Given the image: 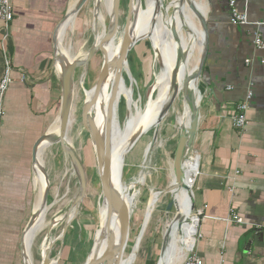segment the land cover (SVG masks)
<instances>
[{
	"label": "crops",
	"instance_id": "0c3cea01",
	"mask_svg": "<svg viewBox=\"0 0 264 264\" xmlns=\"http://www.w3.org/2000/svg\"><path fill=\"white\" fill-rule=\"evenodd\" d=\"M72 1L10 0L14 19L4 47L13 73L0 131V264H25L23 236L36 211L35 170L42 166L47 172L46 154L53 145L41 146L36 158L33 148L58 121L61 87L54 36ZM199 1L207 31L196 82L197 132L189 152L198 157L194 187L197 210H203L195 250L205 264H264V50L255 48L253 37L259 32L264 43V0H237L238 11L246 12L251 23L246 27L231 24L227 0ZM2 28L0 22V77ZM65 34L57 40L60 51ZM248 93V123L239 131L231 116ZM184 104L183 98L180 116ZM179 136L180 128L176 145ZM48 178L51 184L49 174ZM233 214L243 223H227ZM165 256L162 252L157 264Z\"/></svg>",
	"mask_w": 264,
	"mask_h": 264
},
{
	"label": "rangeland",
	"instance_id": "374dc122",
	"mask_svg": "<svg viewBox=\"0 0 264 264\" xmlns=\"http://www.w3.org/2000/svg\"><path fill=\"white\" fill-rule=\"evenodd\" d=\"M95 1L88 0L78 13L74 27L68 29L65 34L63 48L73 57L83 58L95 42V30L98 32L101 30L99 25L94 28ZM112 6L113 0H109L110 12L108 16L105 6L100 5L99 7V13L105 17L106 28L112 17ZM157 9L161 14L163 24L170 29L174 11L169 0H157ZM193 23L197 25L198 21L195 20ZM145 24L144 0H139L138 5L137 0H119L118 29L113 36L111 52L107 58L109 67H111L100 94L89 110V117L94 122L101 139V130L104 129L112 152L120 149L130 129L148 120L157 96L163 57L160 51L153 46L149 37L140 39L129 53L130 64L121 63L127 32L131 28V34L135 38ZM190 34L189 31H182V36L187 41ZM151 36L154 45L159 46L157 37L154 34ZM190 47L189 57H192L195 54V48L193 45ZM104 48L105 45H103V50ZM102 64L103 57L100 52H97L87 67L76 71L71 124L67 132V142L79 158L85 174V194L63 240L59 241L58 238L62 234L65 219L60 220L50 230L49 224L57 218H64L71 211L70 208L79 195L80 186L78 175L68 156L63 153L59 144L53 145L46 154L45 162V168L51 179L46 226L38 233L32 247L34 264H41V247L44 243L49 245L51 241H55L51 253V257L54 259L51 260L52 263L58 261L57 264H85L89 257L100 254L106 201L101 195V182L97 174L94 148L90 136L83 129L81 115L87 98L89 96L91 98L87 103L94 98V85ZM152 90L154 93L149 98ZM182 101L183 96L179 94L162 122L154 125L149 132L147 131L148 134L141 139L136 147L132 148L126 157L119 196L125 200L132 214L128 243L118 264H125L129 257L142 230L144 214L149 206H152L156 211L151 216L152 219L144 239H140L137 251L141 249L139 255L134 257L132 264L158 263L162 255L165 230L178 215L174 207L167 212L171 198L165 191L169 183V171L173 164L179 132L177 118L180 116L179 110ZM154 134L157 135L156 140H154ZM105 153L110 178L111 155L107 151ZM192 191L195 207L193 208L197 210L199 203L195 197L194 185ZM192 191L190 192L191 201ZM149 197L156 199L151 201ZM117 236L119 237V228ZM180 238H182V233L178 234L177 241ZM176 245L180 244L176 243Z\"/></svg>",
	"mask_w": 264,
	"mask_h": 264
},
{
	"label": "bare ground",
	"instance_id": "6f19581e",
	"mask_svg": "<svg viewBox=\"0 0 264 264\" xmlns=\"http://www.w3.org/2000/svg\"><path fill=\"white\" fill-rule=\"evenodd\" d=\"M76 2L77 0H73L71 2L72 4L70 10L74 8ZM100 3L102 6H105L106 14L108 16L110 12L109 0H100ZM169 3L174 11L173 22H169L171 24L170 29L166 28L162 22L161 14L160 12H158L157 9V0H144L146 24L135 36V39L138 40L144 37H149L153 46L160 51L163 57L162 66L159 72V85L157 96L154 101L153 109L148 120L142 123L141 125L130 129L122 146L119 150L115 152H112L110 149V143L108 137L104 133V129L101 130V140L103 142L105 151L109 152L111 155L112 167L110 172V183L118 195L120 194V191L122 189V173L127 155L130 153V151L138 142V140L143 135H145V133L149 131L154 125L157 124L159 114L167 105V102L172 96L173 92L178 91L179 95L180 92L183 90L185 80L195 78L198 72L199 60L204 49L205 35L200 26H197L198 24L195 25L193 23L197 19L195 18V14L191 8V4H193L202 12H204V6L201 5V2L199 0H169ZM75 19L76 16H69L65 24L61 27L60 36L64 35L68 29H72L74 27ZM97 25L101 27V30L99 32L96 30L95 34V42L99 44L107 34V28L105 27V17L102 13H98L94 28H96ZM183 30L189 31L191 33L189 35L188 41L185 40L182 36ZM151 34H154L157 37L159 46L154 45V40ZM113 40L114 37H111L106 42V59L110 55V49L112 45L111 43ZM191 45H193V47L195 48V54H193L192 57H189V49L191 48ZM59 57L64 58L67 64L78 58L71 56L69 52L65 49H62L59 52ZM189 58L192 59L189 60ZM194 88H196V83L191 82V89ZM89 99H91L90 96L85 102L87 103ZM183 111L184 116H179L177 118L179 125L178 128L187 127L189 123V108L186 104H184ZM50 132L54 135H57L59 133L58 121L53 125ZM139 135L140 137L138 138ZM182 168L183 178L180 183L176 182L173 169L171 168V170L169 171V183L167 187V193L170 195L169 197L174 203L173 207L175 208V212H177L178 215L182 217V219H185V221L181 223V226L177 221L172 222V224H168V229L165 230L164 236L167 232L170 234V236L167 241L166 248L163 251V255L166 256L164 258V261L160 264H166L167 260L176 264L177 262L182 260V258L187 254V252L190 251V249L193 247L194 237L197 231V220L192 217L193 212L191 209L192 203L190 192L192 191L194 179L198 172V157L194 154H188L187 158L183 161ZM35 179L38 181L37 198L35 204L36 210H38L42 205V197L45 188L44 176L39 170V167L35 170ZM155 199L156 198L149 197V200L151 201ZM47 210V206L44 210L41 207V214L37 223L29 232L26 233L24 237L25 252L27 256V260L25 261L26 264H34L32 257V247L34 245L36 236L46 226ZM154 211L156 210L152 206H149V208L146 209L142 223V230L140 232V235L137 237L125 264H132V261L137 253V247L139 246L141 235L147 227ZM73 213L74 209H71V211L68 212V214L64 218L60 217L52 221V223L49 224V228L54 227L62 219H65V221H69L73 217ZM103 219L104 220L100 254L105 250L108 244V237L110 232L115 236V239L117 240V233L119 228V220L117 218V215L113 212V214L109 216V206L107 205V203L104 207ZM187 220H189V222H187ZM179 233H182V238L178 239L177 241V236ZM176 243H179L180 245L178 246L176 245ZM48 246L49 245L45 243L42 245V257L46 254ZM57 262H51L50 264H57Z\"/></svg>",
	"mask_w": 264,
	"mask_h": 264
},
{
	"label": "water",
	"instance_id": "95a60500",
	"mask_svg": "<svg viewBox=\"0 0 264 264\" xmlns=\"http://www.w3.org/2000/svg\"><path fill=\"white\" fill-rule=\"evenodd\" d=\"M87 2L88 0H77L74 8L72 10L67 11L65 17L63 18L61 24L58 26L55 32V36H54L55 44H56L55 62H56L57 70L59 73L58 78H59L60 87H61V103H60L59 115L57 118L59 122V133L57 135H54L52 133H47L44 136H42L34 145L33 157L36 158L38 149L41 146H46V145L52 146V145L59 144L62 148L63 153L68 156L73 168L75 169L78 175L80 192L71 206V209H74L73 217L69 221L65 222L62 234L58 238L59 241H62L70 226V223L74 220L77 214L78 208L81 204L82 198L85 194V188H86L85 174L81 166L80 160L77 157L74 150L70 148L67 142V132L71 124V112H72L73 99H74L75 73L77 70L87 67L88 64L91 62V60L93 59V57L96 55V53L100 52L103 57V64H102L99 76L94 85V98L89 103L84 104L82 108L81 123H82L83 129L90 136L91 143L93 145L94 152L96 155L97 174L99 176V179L101 182V189H102L101 195L104 197V200L109 206V216H111L114 212L117 215L120 227H119L118 239L116 240L115 236L110 232L109 237H108L109 241H108V244L105 250L99 256L89 257L86 260L85 264H118V262L122 258V255L125 251V247L127 246V243H128L129 232H130V219H131L132 211L127 205V203L125 202V200L115 192V190L113 189L110 183L105 148H104L103 142L100 138L99 132L94 122L89 117V110L91 106L93 105V103L96 101L97 96L100 94L102 87L104 85L105 79L109 74V70H110L109 62L106 59V56L103 50V45L111 37H113L115 33L117 32L118 19H119V0H113L112 17L107 27V34L105 38H103V40L99 44L94 42V44L90 47L87 54L83 58H80V59L77 58L67 64L64 58L59 57L60 51L58 49L59 45L57 41L58 38L60 37L61 27L65 24L69 16L70 15L76 16ZM138 4H139V0H137V5ZM100 5H101L100 0H96L94 4V13H93L94 25L98 17ZM191 8L195 14V18L197 19L200 28L202 29L206 37L207 26H206L203 12L200 11L198 8H196L193 4H191ZM95 34H96V30H95ZM126 38L127 40H126L123 52L121 54V63L128 65V55L133 50L134 46L139 42V40L135 39L132 36L131 28L129 32H127ZM204 59L205 58H204V49H203L201 58L199 60L198 72H197L196 77L190 80L189 79L185 80L184 85H183V90L181 91L184 101L189 108V123L187 127L180 128V136H179V139H178V142L175 148V152H174L172 169H173V173H174L177 183H180L182 181V178H183L182 164H183V161L187 158L189 152L191 151L193 141L195 138V134L197 132L200 93H199L197 84H196V88L191 89V82L196 83L197 80L199 79L200 73H201V70L204 64ZM153 93H154V90L151 91L149 98L152 97ZM177 96H178V91H174L172 96L169 98L167 105L159 114V117L157 120L158 124L162 122L166 114L170 111ZM139 137L140 135L138 136V138ZM156 139H157V135L154 134V140ZM39 170L42 172L44 176V180H45V188L43 192L42 205H41L42 209L44 210L45 207L47 206V201H48V197L50 193V182H49L48 174L45 171V169L42 166H39ZM165 192L167 193L168 190H166ZM193 205L194 204H193V198H192L191 209H193ZM173 206H174V203L170 201L167 206V212H169ZM41 207L38 210H36L33 216L31 217L27 225V228L25 230L24 236H23V257H24L25 264H26L25 261L27 260V256L25 252L24 237L26 233L29 232L33 228V226H35V224L37 223L39 216L41 214L40 213ZM174 221L179 222V225L181 226V223L185 221V219H182L181 216L176 215V217L174 218ZM50 229L51 228H49V230ZM169 236L170 234L168 232L164 236L162 252L166 248ZM54 243L55 241L50 242L46 254L42 257L41 264H50L51 260H54L51 257L52 248H53Z\"/></svg>",
	"mask_w": 264,
	"mask_h": 264
},
{
	"label": "built area",
	"instance_id": "2783aa9c",
	"mask_svg": "<svg viewBox=\"0 0 264 264\" xmlns=\"http://www.w3.org/2000/svg\"><path fill=\"white\" fill-rule=\"evenodd\" d=\"M228 8H229V14H230V21L231 24L234 26H251V23L248 21V17L246 12H240L237 9V0H227ZM14 15H13V8L11 5L10 0H0V22L3 25L2 28V46L4 47L5 43L8 39V27L9 24L13 21ZM254 46L258 51L264 50V43L261 37V34L259 32H254ZM247 64H249V61H246ZM261 63H264V60H261ZM12 73H13V65H12V58L10 56V53L8 50L3 48V69L2 74L0 77V131L2 126V121L5 116V96L6 93L12 84ZM252 97L251 93L247 94L245 102L239 103L235 107V111L231 116L232 125L235 129L239 131L245 130L247 127V111H248V100H250ZM198 175V172H197ZM196 175V177H197ZM195 177V179H196ZM194 179V184H195ZM193 184V185H194ZM230 192L233 191V188L229 189ZM193 197V194H192ZM206 208V206L204 207ZM203 216V210H195L193 208V217L197 220V229L200 223V219ZM227 223L234 222L236 224H242L243 221L240 217H237L235 214L232 215L231 218L226 219ZM198 236V231H196L195 237H194V244L193 247L190 249V251L187 252V254L182 258V264H205L203 259L197 254L195 250V243Z\"/></svg>",
	"mask_w": 264,
	"mask_h": 264
},
{
	"label": "flooded vegetation",
	"instance_id": "af4514ba",
	"mask_svg": "<svg viewBox=\"0 0 264 264\" xmlns=\"http://www.w3.org/2000/svg\"><path fill=\"white\" fill-rule=\"evenodd\" d=\"M106 44H107V43H105V44H104V45H105V48H104V53H105V50H106Z\"/></svg>",
	"mask_w": 264,
	"mask_h": 264
},
{
	"label": "trees",
	"instance_id": "16d2710c",
	"mask_svg": "<svg viewBox=\"0 0 264 264\" xmlns=\"http://www.w3.org/2000/svg\"><path fill=\"white\" fill-rule=\"evenodd\" d=\"M128 63L130 64V59L128 58ZM120 95H121V93H120Z\"/></svg>",
	"mask_w": 264,
	"mask_h": 264
}]
</instances>
